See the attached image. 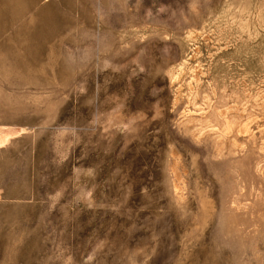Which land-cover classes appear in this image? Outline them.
Segmentation results:
<instances>
[{
    "label": "rangeland",
    "instance_id": "1",
    "mask_svg": "<svg viewBox=\"0 0 264 264\" xmlns=\"http://www.w3.org/2000/svg\"><path fill=\"white\" fill-rule=\"evenodd\" d=\"M0 264H264V0H0Z\"/></svg>",
    "mask_w": 264,
    "mask_h": 264
},
{
    "label": "bare ground",
    "instance_id": "2",
    "mask_svg": "<svg viewBox=\"0 0 264 264\" xmlns=\"http://www.w3.org/2000/svg\"><path fill=\"white\" fill-rule=\"evenodd\" d=\"M198 67H199V66H198ZM196 68H197V67H196ZM198 71H199V70H198ZM200 71H201V70H200ZM194 73H195V72H194ZM201 73H202V72H201ZM197 74H198V73H197ZM195 78H196L195 80H198V81H199V78H197V77H195ZM195 83H196V82H195ZM199 83H200V82H199ZM191 85H192V84H191ZM221 112L223 113L224 110H222ZM225 115H226V114H225ZM225 115H224V116H225ZM226 119H227V118H226ZM227 124H228V123H227ZM229 124H230V123H229ZM245 128H246L245 126H241V127H240V130L243 131V130H245ZM227 131H228V130H227ZM229 131H230V130H229ZM246 131H247V130H246Z\"/></svg>",
    "mask_w": 264,
    "mask_h": 264
}]
</instances>
